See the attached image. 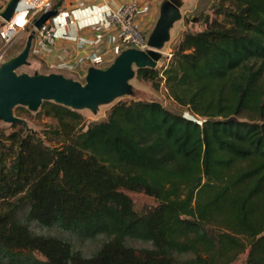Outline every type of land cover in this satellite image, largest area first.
Returning <instances> with one entry per match:
<instances>
[{"label":"trees","instance_id":"16d2710c","mask_svg":"<svg viewBox=\"0 0 264 264\" xmlns=\"http://www.w3.org/2000/svg\"><path fill=\"white\" fill-rule=\"evenodd\" d=\"M203 1L167 65L137 70L201 120L119 101L84 130L44 101L52 138L0 131V264H264V0Z\"/></svg>","mask_w":264,"mask_h":264},{"label":"water","instance_id":"95a60500","mask_svg":"<svg viewBox=\"0 0 264 264\" xmlns=\"http://www.w3.org/2000/svg\"><path fill=\"white\" fill-rule=\"evenodd\" d=\"M20 0H9L1 17L10 21L14 17ZM62 4V3H60ZM163 12L148 39V49L127 48L107 67H90L85 81L69 77L63 73L19 72L29 64L35 32L25 47L0 65V120L10 124H23L27 131H34L28 122L15 114V108L23 106L37 112L44 101H52L76 111L91 110L98 113L102 105L113 103L118 98L132 96V80L138 69H156L163 57L164 44L170 39V30L180 14L174 5L163 4ZM57 15L56 10L42 14L35 21V28Z\"/></svg>","mask_w":264,"mask_h":264},{"label":"built area","instance_id":"2783aa9c","mask_svg":"<svg viewBox=\"0 0 264 264\" xmlns=\"http://www.w3.org/2000/svg\"><path fill=\"white\" fill-rule=\"evenodd\" d=\"M62 0H20L14 17L17 14L23 16L22 23H15L14 17L10 21H3L1 25V35L6 43H11L16 34L23 29L30 21L38 19L42 14L53 10L54 4ZM84 5L80 0L79 7ZM6 8V7H5ZM150 11V5L146 2L131 0L119 5L116 8L108 9L99 13L98 20L90 25L92 35H79L76 38V46L79 53L69 59L59 56L48 60L50 68L57 70H66L79 73L84 70L86 76L90 67L104 68L114 62L116 57L127 48L148 49V40L145 37V30L140 23L141 17L147 15ZM61 12L46 21L41 28H35V37L33 40L32 51L44 58L45 53L50 54L57 40V18ZM73 23V20L69 21ZM83 76V77H84Z\"/></svg>","mask_w":264,"mask_h":264},{"label":"rangeland","instance_id":"374dc122","mask_svg":"<svg viewBox=\"0 0 264 264\" xmlns=\"http://www.w3.org/2000/svg\"><path fill=\"white\" fill-rule=\"evenodd\" d=\"M8 1L9 0H0V6H4L5 9ZM203 3H206L208 5L210 4V0H205L203 1ZM197 4L200 5V1ZM182 5L183 4L179 2L174 4V7L179 11L180 18L184 19L185 15L181 11ZM193 11L194 9L191 6V8H189L187 15L193 14ZM29 18L30 21L24 26L23 29H20V31L16 34L14 40L11 43H6V41L3 39V36L1 35V25L3 21L0 19V65L4 61L8 60L9 55H11L12 53L18 54L25 47L28 37L33 32H35L36 29L33 23V18L32 17ZM182 19L176 20L173 27L171 28L170 39L168 42L164 44V48L162 50L163 57L160 60L157 69H162L165 65H167L170 58L172 57V49L175 46V44L179 41L181 36L179 29L182 28L183 26ZM155 27L156 25H154L152 29H150L149 31L147 32L145 31L144 35L147 38V40L150 38V35L152 34ZM203 28L204 27L202 25L195 26V29L197 30ZM29 61L30 62L28 65H25L19 69L20 73L27 72L30 74H35L37 72L39 73L59 72L69 77L76 78L81 81H85V76L84 77L80 76L77 73L50 68L47 62H45L44 58L41 55H37L33 53V51H31ZM132 84L134 86V91H135L132 96H124L122 98H118L111 104L102 105L98 113L96 114L93 113L91 110H87V109L79 111L84 117V120L80 126H82L84 130H86L91 123L105 120L108 117L111 108L119 101H160L167 108H169L174 112L182 113L185 116L192 119L201 120V118L194 115L188 107L181 106L173 100V98L169 95L164 80H162V82L160 81L154 82L152 80L142 79L136 75L135 78L132 80ZM15 114L17 116L24 118L28 122V126L34 131V133L46 141L52 138V134L50 133V131L57 128L56 119L47 116L44 112L41 111V108L37 112H34L26 107L18 106L15 108ZM18 129L19 127L14 126V124L6 123L0 120V131L3 130L5 131L6 134H10ZM128 194L133 198L135 202V209L140 214L151 210L153 207H155L158 204L155 198L145 193L128 192ZM94 247L95 246L93 244L86 246L87 250L89 251H91ZM247 256H248V252L241 255L240 258L237 261H235L233 264H245Z\"/></svg>","mask_w":264,"mask_h":264},{"label":"crops","instance_id":"0c3cea01","mask_svg":"<svg viewBox=\"0 0 264 264\" xmlns=\"http://www.w3.org/2000/svg\"><path fill=\"white\" fill-rule=\"evenodd\" d=\"M84 5L79 7L80 0H62L61 1V15L57 18V40L56 44L53 47V51L50 54L45 53L44 60L48 62L50 59L57 58L59 56H63L69 59H73L75 55H77L80 51L76 46V38L79 35H92V31L90 30V25L94 24L98 18L99 13L102 11H106L108 9H113L118 7L119 5L131 1V0H83ZM141 2H146L150 5V11L144 17H141L140 23L143 26V29L147 32L154 25L157 24L161 8L164 3H169L174 5L176 3H182L181 11L184 15H187L189 8L191 6L195 10L198 7L200 0H138ZM4 6H0V10H2ZM192 11V10H191ZM184 17V16H183ZM23 16L21 14H17L14 17L15 23L19 25L22 23ZM182 19V18H180ZM73 20V23L69 21ZM183 20V26L179 29L181 32L185 29V22ZM178 32V33H179ZM66 71V70H65ZM80 76H84L85 71L80 70ZM76 79V78H75Z\"/></svg>","mask_w":264,"mask_h":264}]
</instances>
